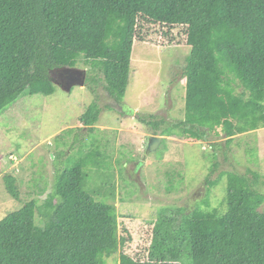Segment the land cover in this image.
<instances>
[{"label":"trees","instance_id":"1","mask_svg":"<svg viewBox=\"0 0 264 264\" xmlns=\"http://www.w3.org/2000/svg\"><path fill=\"white\" fill-rule=\"evenodd\" d=\"M158 27L166 36L183 30L191 49L184 67L191 113L223 121L228 143L237 134L264 128V0H0V116L18 101L44 95L57 62L68 54L101 60L105 89L122 103L134 43L146 42ZM115 30L124 33L119 42L110 38ZM100 113L91 105L82 124L93 129ZM150 118L140 121L156 129L164 123ZM170 130L180 131L179 137L196 132L208 141L209 131L201 124L181 121L162 136H172ZM160 164L166 177L182 166ZM249 173L254 184L248 175L231 171L206 179L226 185L222 214L200 206L159 209L147 260L122 252L120 264H264V192L259 188L264 180ZM85 179L81 167L60 172L54 185L57 203L41 210L33 200L0 220V264H106V258L119 254L126 241L119 237L117 208L96 201ZM4 182L19 200L16 177L6 175ZM184 183L174 179V188L165 190L177 191Z\"/></svg>","mask_w":264,"mask_h":264},{"label":"rangeland","instance_id":"2","mask_svg":"<svg viewBox=\"0 0 264 264\" xmlns=\"http://www.w3.org/2000/svg\"><path fill=\"white\" fill-rule=\"evenodd\" d=\"M126 26L127 21L122 27ZM166 32L158 27L150 30L146 42L135 41L130 84L122 103L105 89L98 70L101 60L60 53L45 94L18 101L0 116V220L33 200L41 210L57 203V174L81 167L94 199L117 208L119 237L126 241L119 254L106 258V264H120L122 252L146 261L159 209L200 206L222 214L227 210L226 185L224 181L209 184V176L214 181L221 172L231 171L248 175L254 184L255 175L249 173L254 172L264 180V128L237 134L228 143L223 121L191 113L185 103L184 78L191 49L183 30L170 36ZM123 37V31L115 30L110 38L119 42ZM84 73L86 85L70 83L73 74ZM91 105L101 111L93 129L81 122ZM150 116L165 124L156 129L140 121H152ZM181 121L204 126L208 141L188 131L182 137L176 130H170L172 136H162L163 130ZM151 137L162 139L155 151L148 150ZM170 162L181 163L183 177L173 170L165 176L166 167L160 163ZM9 174L17 179L19 200L7 192L4 177ZM174 179L185 183L166 192ZM259 188L264 192V185ZM37 219H41L38 211Z\"/></svg>","mask_w":264,"mask_h":264},{"label":"water","instance_id":"3","mask_svg":"<svg viewBox=\"0 0 264 264\" xmlns=\"http://www.w3.org/2000/svg\"><path fill=\"white\" fill-rule=\"evenodd\" d=\"M162 139L159 137H151L148 143V150L155 151L161 144Z\"/></svg>","mask_w":264,"mask_h":264},{"label":"flooded vegetation","instance_id":"4","mask_svg":"<svg viewBox=\"0 0 264 264\" xmlns=\"http://www.w3.org/2000/svg\"><path fill=\"white\" fill-rule=\"evenodd\" d=\"M71 84H75L78 83L80 85H86V73L82 74V75H76L73 74V77L70 80Z\"/></svg>","mask_w":264,"mask_h":264}]
</instances>
